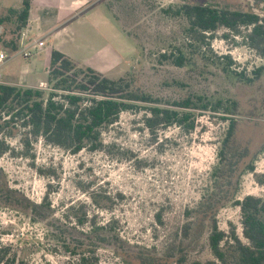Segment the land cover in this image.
Returning <instances> with one entry per match:
<instances>
[{"label": "rangeland", "instance_id": "374dc122", "mask_svg": "<svg viewBox=\"0 0 264 264\" xmlns=\"http://www.w3.org/2000/svg\"><path fill=\"white\" fill-rule=\"evenodd\" d=\"M104 3L102 9L110 23L94 20L95 28L85 25L86 35L80 38L75 55L89 59V65L109 78H128L137 88L164 101L195 95L239 101L231 149L238 153L248 149L255 169L242 176L236 200L248 195L264 198V74L260 78L253 74L264 65V59L241 37L225 30L217 33L210 47L190 44L185 38L188 22L178 13L184 4H213L264 14L263 5L257 7L255 0ZM13 17L8 25L12 31L17 27V17ZM178 49L187 57L183 67L163 58L164 53L179 54ZM51 52L48 47L38 59L41 76L34 77L31 87L49 91L48 83L44 89L36 81L46 77ZM224 55L231 60L220 58ZM27 67L16 58L0 70L5 78L16 79L26 74ZM222 116L202 112L191 134L177 126L152 134L143 125V114L126 112L104 133L108 152L83 150L76 155L42 139L32 143V148L23 147L22 130L12 126L5 132L15 135L6 138L14 151L0 158V169L9 186L32 202L41 203L49 194L54 219L67 222L68 209L80 208V215L87 212L89 219L96 216L101 224L115 220V229L126 242L161 251L185 224L186 211L196 208L215 188L214 171L229 126ZM237 175L236 171L233 181ZM221 181L224 191L230 189L226 179ZM38 217L0 207V243L28 264H67L71 257L65 247ZM218 224L226 232L234 225L242 236L240 208L231 203L224 206ZM194 251L191 259H214L205 243ZM98 256L100 264H125L110 248L99 249Z\"/></svg>", "mask_w": 264, "mask_h": 264}, {"label": "trees", "instance_id": "16d2710c", "mask_svg": "<svg viewBox=\"0 0 264 264\" xmlns=\"http://www.w3.org/2000/svg\"><path fill=\"white\" fill-rule=\"evenodd\" d=\"M255 3L257 7H264V0H255ZM31 6L32 0H24L19 11L10 12L17 17V27L5 44L10 53L19 48L20 34L27 26ZM178 13L188 22L185 38L190 44L210 47L217 33L225 30L241 37L264 59V14L213 4H184ZM3 22L1 19L0 25ZM178 53H164L163 58L183 67L187 64L186 54L181 49ZM220 58L231 60L229 55ZM253 74L254 78L262 77L264 65ZM47 82L48 92L0 84V158L14 151L6 138L15 135L5 132L12 126L22 130L23 147L32 148V143L42 139L47 145L76 155L83 150L108 152L110 145L105 142L104 133L126 112L143 114V125L152 134L173 126L191 134L202 112L223 114L222 118L229 121L214 171V190L196 208L186 211L185 224L161 251L126 242L116 231L115 220L101 224L96 216L89 219L87 212L80 215V208L68 209L67 222L54 219L49 194L41 203L32 202L23 192L9 186L0 169V207L39 216L38 220L46 224L54 240L71 257L67 264H100L98 251L103 248L112 249L125 264H264V198L248 195L236 200L242 176L255 169L248 149L244 153L231 149L238 128L239 101L206 95L164 101L137 88L128 78H109L58 50L52 51ZM236 171L238 175L233 181ZM224 179L230 187L226 191L221 181ZM230 203L240 208L242 236L234 225L228 232L219 227V212ZM202 243L209 247L214 259L190 258ZM11 252L9 246L0 243V264H28Z\"/></svg>", "mask_w": 264, "mask_h": 264}, {"label": "crops", "instance_id": "0c3cea01", "mask_svg": "<svg viewBox=\"0 0 264 264\" xmlns=\"http://www.w3.org/2000/svg\"><path fill=\"white\" fill-rule=\"evenodd\" d=\"M23 1L24 0H0V20H4L0 25V49L7 51L5 44L12 38L11 35L15 30L12 31L10 26L8 27V25H11L14 21V15L10 12L19 11L22 8ZM105 1L106 0H32V6L25 29L30 31L31 36H38L44 40L46 46L38 55L39 57L37 56L31 60L22 58L17 53L18 50L13 52L14 56L11 60L21 58L22 62H26V65H28L26 74L19 75L16 79L5 78L3 75V84L20 87L33 86V83H35L34 77L41 76V72L38 71V59L47 51L48 47L51 48L52 51H61L83 66L93 68L89 65V59H79L74 51L80 48L79 40L86 35V32L83 30L85 25H89L90 28L91 26L95 28L97 24L96 22L95 24L93 23L94 20L101 21L102 23H110L109 15L102 9V5L106 4L104 3ZM108 3H110V1ZM69 44H71V47L67 48ZM45 74L46 77L40 78V80L36 82H39V84L41 82L48 83L49 68ZM102 74L107 76L105 73Z\"/></svg>", "mask_w": 264, "mask_h": 264}, {"label": "built area", "instance_id": "2783aa9c", "mask_svg": "<svg viewBox=\"0 0 264 264\" xmlns=\"http://www.w3.org/2000/svg\"><path fill=\"white\" fill-rule=\"evenodd\" d=\"M46 46L44 40L40 37L31 36L30 31L28 29H22L19 39V48L18 54L24 58L25 60H31L37 57ZM14 54L9 51L0 49V68L7 64L12 58ZM3 73L0 70V84L3 83ZM47 83L41 82L40 87L47 89Z\"/></svg>", "mask_w": 264, "mask_h": 264}]
</instances>
